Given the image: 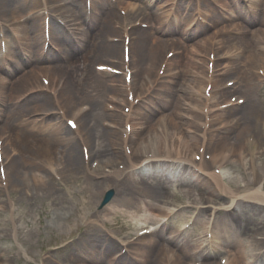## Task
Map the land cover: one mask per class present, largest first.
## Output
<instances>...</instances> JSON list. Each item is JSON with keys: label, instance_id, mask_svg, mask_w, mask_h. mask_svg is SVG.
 I'll list each match as a JSON object with an SVG mask.
<instances>
[{"label": "bare ground", "instance_id": "obj_1", "mask_svg": "<svg viewBox=\"0 0 264 264\" xmlns=\"http://www.w3.org/2000/svg\"><path fill=\"white\" fill-rule=\"evenodd\" d=\"M13 0H0V9L2 16H4L7 22L18 20L20 21L19 25L16 27L17 32L20 36L22 50L26 54V65H30L32 63L37 62V58L39 53V46L41 52L42 46V37L40 32V26H32L31 29H28L27 24L22 19V13L25 6L24 0H19V5L16 4L13 9L9 10V5ZM51 3L56 4V0H50ZM32 2V1H31ZM122 8H124L127 12L128 18L132 19V17H136L138 11L142 12L145 10H150L149 19L155 23V29L158 30L159 33L162 31H167L169 29H175L181 37H187L188 39L193 38L202 28L201 25L195 24L192 28L191 33H187L189 31V25L195 20V16L191 13L188 19H185L182 15L187 8V4L190 1L183 0L182 10L177 11V21L176 26L170 23L167 24L165 22L167 17V11L162 10L161 5L166 2H170V0H118ZM96 3L92 4V12L91 16H97L98 12L96 10ZM218 7L215 9L208 5H205L204 11L202 12V16L206 21V26L212 28V35L210 37V42L208 44H204L202 41L199 43L197 47L190 48V52L186 53L183 51L179 52V55L172 59L170 63H168L166 67V72L164 78L160 85L154 91H149V84H146L142 81L141 91H145L146 97L144 98L141 105H139L133 112L132 122H133V130L130 136V144L134 154H142L149 155L150 153L157 156L160 154H164L166 156H173L179 159L181 156L186 155V153L192 149L196 148L200 143L199 135L189 136L187 135V129H198L201 123V116L194 115L195 122L189 123L184 121L181 118L182 114L189 113L183 107V100L192 99L195 102H200L202 100L196 99L190 95L188 92L187 86L193 85L194 88L204 87L206 82V62L208 60V53L211 51L215 52L217 56L220 57V61L215 65L216 77L213 84V100L217 102L220 98H222L224 93H230L238 90V86L232 87L226 91H220L219 85L221 84L219 79V75L222 77L231 72H236L239 69L240 65L245 66L247 71L243 70V74L246 73V78L249 72L254 69L253 67H261L264 69V3L262 0H243V2H233L232 0H218ZM24 6V7H23ZM185 8V9H184ZM27 12L30 11L26 10ZM66 11V10H65ZM26 12V13H27ZM64 12V11H61ZM62 16H65L69 20L70 23H73V29L76 33V38L84 39L88 35L93 34L94 25L87 23L88 28H91V32H83L80 29V26L76 24V19L72 14L62 13ZM109 16L112 19H117L115 15L109 13L107 17L102 19H98L99 29L96 30V36H100L102 32L111 31L113 32V25L111 21H109ZM86 19V17L84 18ZM101 21V22H100ZM116 21H121L120 18ZM232 21H240L239 24H236V31H243L244 36L242 38H220L217 37V33H224L228 30L223 24L227 22L228 24H232ZM117 23V22H116ZM243 23V24H242ZM118 24V23H117ZM227 24V25H228ZM256 24L257 27L253 25ZM205 27V26H204ZM259 27V28H258ZM208 28V27H207ZM116 34V31H114ZM136 42L131 43L130 52H133V58H131V68L135 71V75L137 74V70L139 68V62L145 59L155 60L154 54H156V49L158 47H164L165 45H159L154 41V38L148 32L136 31ZM135 32V33H136ZM246 33H254L255 36L253 39L245 37ZM57 46L62 48L61 41L62 39L57 38L53 32H51ZM95 35V33H94ZM213 38H216L215 42H213ZM98 40V38L96 39ZM41 42V43H40ZM82 43L80 45L82 46ZM179 46L177 43H175ZM173 45V44H172ZM254 49H259V53H255ZM155 50V51H154ZM176 51L178 49H175ZM33 51V52H32ZM194 54H197L201 51L206 52V58L202 60L203 67H197L194 63L193 58ZM192 52V53H191ZM7 57L11 60L16 54L11 43H8L6 47ZM28 53V54H27ZM62 54H66L64 51ZM88 54H93L96 57L100 58H120L122 57V51L119 45H105L102 41L100 43L97 41L96 47L89 50ZM154 56V58H151ZM233 59H240L241 61H233ZM160 61V60H158ZM24 64V65H25ZM22 63L18 62V65H15V68L12 71H9V65L7 63L3 64L0 59V107H3V104L6 103L7 100L13 106L24 105L27 106L29 104H33L34 107H43V102H45L46 98H39L38 96H30L26 97L22 95L18 91L17 85L13 87L8 85V80L14 74L15 71L22 70ZM154 67V64L151 65ZM7 67V69H5ZM34 69V68H33ZM31 73L27 74L25 77L24 86H28L31 88L32 83L36 80V75H47L50 80L55 78L56 73H63V70L57 71L55 73H50L47 70L42 68L34 69ZM154 72L151 73V78L154 77ZM50 74V75H49ZM200 74V79H192L190 77L194 75ZM134 75V76H135ZM250 75V74H249ZM72 79V78H71ZM152 81V79H151ZM171 83L172 87H167L165 84ZM240 86V83H236ZM80 84L77 83L75 85L76 88H79ZM99 89L102 88L107 96L112 97L111 100L114 101V98L120 97L124 95L125 87L122 79H114L110 80L106 83L100 82L98 85ZM72 88V92L70 95L66 96L70 101H72V97L80 95V89ZM28 89V90H29ZM61 97L63 96V92ZM226 93V94H227ZM106 96V97H107ZM108 99V98H107ZM48 101V100H47ZM96 100L94 102V106L97 104ZM60 104L62 102L60 101ZM65 109H68L67 114L71 112L70 110V102H67L65 105L62 104ZM36 109V108H34ZM3 112V110H1ZM37 111V110H36ZM40 111V110H39ZM100 111V112H99ZM232 110L218 112L216 111L213 118V123L221 122L222 120H228L234 116H230ZM244 111V110H243ZM243 114V125L239 127L241 119L234 124L233 122L228 124V127L224 129L223 132L227 134V137L221 136V133L209 134L208 147L210 148L213 154L212 168L206 167L205 171H207L206 175L200 176L192 173L188 168L184 165L176 166L174 168L173 174H177V176L181 179H187L193 182V187L195 189H199V191H204L208 194V198L203 197H192L187 198V206L189 203L196 206H210L213 205L214 202H220L221 196L223 193H226L229 199H231L228 207L233 205L236 202L237 208L244 209L246 212H251L253 216L259 215L260 218H264V209L262 205L264 204V194L261 192V188H264V178L262 174L259 173L255 165L256 159L253 158V153L256 150H264V146L258 142L256 139L255 149H250L243 144H241L238 140L240 134L243 135L246 131L251 129L249 125V118H252V121L257 126H260L262 131H264V110L258 109L254 105H251L247 108ZM35 112V111H34ZM95 114L93 116V120L96 118V136L97 138L102 139L104 145L103 155L107 156L109 153V149L113 146H117L118 142V134L112 133L110 130L103 129L101 130L98 127L97 116H105L107 115L110 120L117 119V122L121 123L122 116L115 112H108V114H104L102 110L95 109ZM87 113H82L78 116V127L80 133H84L87 138L90 135L91 130L85 128V119ZM85 117V118H84ZM37 119L33 118L27 122H24L21 117L18 119L19 125H26L28 127L37 128L41 125V129L37 131V133L33 134L34 136L25 135L24 133L18 132L17 134L21 135L23 139H19L20 137L16 135L15 140H18L16 143L18 144V149L24 148V152L27 156L30 157V161L34 163L35 161L39 162L42 158L47 160L48 163L45 164L47 169L52 168V165L55 164L54 155H60L59 160L56 162V166L60 167L62 161H67L70 167H79L82 165V160L79 159V155L81 158V152L78 144L72 137L71 133L68 137L58 136L56 137V132L59 131V134L63 132V126L61 123H58L59 118H46L43 119L39 124H36ZM103 120H100V122ZM99 122V124H100ZM234 124V125H233ZM240 128L237 133H233ZM62 129V130H61ZM236 129V130H235ZM53 131L50 135L47 132ZM261 131V130H260ZM1 134V132H0ZM228 134L232 135L233 138L237 139L233 144L230 143ZM13 135V134H10ZM94 135V133H93ZM229 135V136H230ZM14 140V141H15ZM24 140V143H23ZM75 142H74V141ZM85 142L89 145L88 139ZM76 144V145H75ZM7 145L9 144V139L7 141ZM6 147V140L3 142L2 147ZM67 147V149H65ZM4 155H8L6 153V149H3ZM248 159L247 163L245 159ZM239 163L242 167H248L247 171L251 177V180L247 178H243L240 176L238 179L229 173L226 169V166L229 164ZM207 165V164H205ZM209 166V165H208ZM163 165H153L147 164V166L139 172L129 176L127 181L135 182L137 185L140 184L141 181H156L157 183L152 185L155 193L153 194L151 191H146V195L151 201L155 197V194L163 197L164 200H168L166 203L169 204V207L166 210H158L153 207V205L148 204L144 205L142 203H133L132 199L125 198V200L114 198L113 202L108 205L104 211L110 215L113 214L114 210L121 211L126 210L127 213L133 214L135 216H145L151 215L154 213L155 215H159L161 217L174 216V221H186V214L188 212L187 206H184L181 210H178L177 207L173 204V200L168 192L166 186L164 185V175L163 170H161ZM233 167V166H232ZM218 169L220 171L219 175H214L212 169ZM11 171V168L9 167ZM104 170V168H101ZM171 174V171L170 173ZM167 174V175H168ZM98 175H102V172L98 171ZM166 176V175H165ZM109 179V177L107 176ZM228 179V185L224 183L225 179ZM238 180H241L239 183ZM139 182V183H137ZM263 185V186H261ZM53 184L50 185L47 189L48 197L52 198L57 197V193L59 189L51 190ZM258 186V187H257ZM257 187V191L256 188ZM261 187V188H260ZM189 190L185 189L184 195L186 196L187 192L193 193L197 190ZM146 197V198H147ZM213 200V201H212ZM161 203V202H160ZM163 203V202H162ZM238 209H236L235 215L228 213L225 217H221L219 219H214L213 216L217 209L203 207L198 211V216H207L208 221H212V233L215 237V251L218 253L223 252L225 255L230 257V261L227 264H236L239 262L240 264H261L260 259L254 258L257 253H253L256 247L260 249L263 248L264 242H251L245 243L242 241V237L240 234H243L241 224L243 218L242 213L238 214ZM234 212V211H233ZM217 214H215L216 216ZM154 216V215H153ZM61 216L56 215L54 217V223H60ZM84 218V216H83ZM245 219V216H244ZM83 220V219H82ZM172 220V221H173ZM171 222V221H170ZM208 225L211 224L207 222ZM184 224V223H183ZM169 225V224H168ZM162 226L160 230L151 236L152 244L150 246H145L144 243H141L140 246L134 247L132 249L133 255L140 260L141 262H146L148 258V254L153 250V242L155 244V248L158 250V256L156 264H166L169 261V264H184L186 261L200 259L201 261L209 263V258L207 254H197L196 248L199 247L202 242L198 239H194L188 233V231L183 234H178L175 229L171 230L170 227ZM195 226L199 227V229L205 228L206 223H202L199 219L196 220ZM179 228V227H178ZM207 229V228H206ZM194 237V236H193ZM157 239L159 240H167V246L158 245ZM87 242H83L82 244H86ZM253 244V245H252ZM230 247V248H229ZM174 248H178V255L173 252ZM151 249V250H150ZM1 253V252H0ZM75 255V259L78 260L85 259L89 260L91 264H110L109 262H103V260L99 259L98 256H90L83 251L82 253ZM208 262V263H207ZM89 262H80V264H86ZM97 263V264H98ZM118 264V263H117Z\"/></svg>", "mask_w": 264, "mask_h": 264}, {"label": "rangeland", "instance_id": "obj_2", "mask_svg": "<svg viewBox=\"0 0 264 264\" xmlns=\"http://www.w3.org/2000/svg\"><path fill=\"white\" fill-rule=\"evenodd\" d=\"M139 63L141 66L140 68L141 70V69H144V65L147 63V61L142 60ZM87 81H88V84H87ZM87 81H84L85 84L79 87L81 88V91H82L81 95H83L82 101H80L79 103L91 104L89 102V100L92 99L90 96L92 94H95V92H92V90L94 89L93 88L94 82L90 80H87ZM88 94H90V96ZM70 188H74V186L71 185ZM58 197L59 199L54 202H52V200L49 198L43 201L30 203L31 206L35 207L32 215H28V214L26 215L24 211L20 214L19 223H21V227L23 229L22 232L24 236L23 237L24 245L29 247V254L32 255L34 264H39V262L43 260L44 256L47 255V252L45 251L48 246L55 247L56 245H59L62 242L67 241L68 236L71 239L72 238L71 236L74 234L69 228L72 222L73 216L70 217V220H67L64 218V220H67V221L66 222L62 221L63 223H65L63 227L52 224L54 222L52 219V216H54L55 213H59L60 211L64 213L67 210L70 211L74 206L73 205L74 200H75L74 197H70L69 199H67V196L64 195V197L67 200L64 201L63 203L60 202L62 196L58 195ZM50 219L52 220V223L49 222ZM253 219L254 217H251V222H249L246 225V227H248L247 231L251 228H255L259 226L257 221ZM4 246H7V244L5 243L0 244V248ZM9 256L11 257L10 264H21L17 260H15V257L13 259L12 255H9ZM54 258L62 260V259H67L68 256H67V253H61L59 255H56Z\"/></svg>", "mask_w": 264, "mask_h": 264}]
</instances>
